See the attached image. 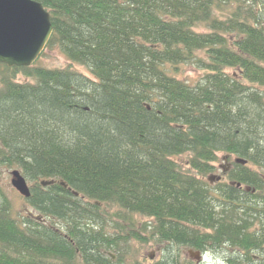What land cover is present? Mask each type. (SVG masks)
Masks as SVG:
<instances>
[{
	"label": "trees",
	"instance_id": "1",
	"mask_svg": "<svg viewBox=\"0 0 264 264\" xmlns=\"http://www.w3.org/2000/svg\"><path fill=\"white\" fill-rule=\"evenodd\" d=\"M32 1L70 66L0 64V167L36 212L14 219L0 191V264H113L102 249L130 242L264 264V0ZM189 64L194 86L175 77ZM218 153L246 164L211 185Z\"/></svg>",
	"mask_w": 264,
	"mask_h": 264
},
{
	"label": "rangeland",
	"instance_id": "2",
	"mask_svg": "<svg viewBox=\"0 0 264 264\" xmlns=\"http://www.w3.org/2000/svg\"><path fill=\"white\" fill-rule=\"evenodd\" d=\"M253 5L255 10L264 11V7L262 6H255V3H250ZM246 7L249 6L248 4L245 5ZM228 7H232V3L225 6L223 11L230 15L231 10ZM224 14V15H226ZM198 32L205 31L204 28L196 29ZM33 66L37 68H46V69H64L66 67H69V62L66 60V58L60 54L57 50L54 51H44L40 54V56L37 58V60L34 62ZM72 68L78 72H81L85 74L88 77H91L89 72L84 67H80L77 65H71ZM228 74L233 73V71H228ZM204 76V72L197 69L196 66L189 64L180 67V69L177 70L176 78L178 80L184 81L187 84L194 86L196 85ZM16 81L18 83H26L30 82L33 83L31 79H26L23 76H18L16 78ZM235 157L228 156L224 153H218L217 154V162L214 164L215 171L213 174L205 176L203 179L206 181L209 177L213 176H222V168L228 169L230 168V165L234 163ZM185 159L180 158L176 159V162L179 166H182L184 164ZM13 170H18L14 167L7 168V167H0V191L2 196L7 199L11 206V216L16 219L20 220V217L23 215L26 216H35L36 212L26 203L25 199H23L10 185L11 180V172ZM19 171V170H18ZM20 172V171H19ZM21 173V172H20ZM22 175V174H21ZM27 182L28 187L30 188L33 184L30 183L27 179H25ZM228 183L227 180H224L221 182V184ZM217 184V183H215ZM116 211V210H112ZM121 215V214H120ZM135 223H138V228L140 227V224L146 222L147 220H144L142 217L134 216ZM124 225V224H123ZM108 230V229H106ZM108 233L115 232L112 229L106 231ZM128 249V257L131 256V260L137 264H156L159 260L162 258V254L165 253V250L167 249L168 255H172L176 257L178 260L181 261V263L188 262V263H194L191 261V259L195 260V253L191 252L189 253L187 249L183 248H177L176 246H169V245H158L154 244L153 242H149L147 244L142 243H136V242H130L129 246H127ZM208 259L210 264H225V258L229 256H233V252L230 248H226L225 250H218V252H208ZM191 258V259H190Z\"/></svg>",
	"mask_w": 264,
	"mask_h": 264
},
{
	"label": "water",
	"instance_id": "3",
	"mask_svg": "<svg viewBox=\"0 0 264 264\" xmlns=\"http://www.w3.org/2000/svg\"><path fill=\"white\" fill-rule=\"evenodd\" d=\"M52 32L49 14L41 4L32 0H0V64L8 68L31 67L44 50ZM235 161L246 164L245 160ZM10 175L11 187L22 198L28 199L31 191L25 178L17 170ZM212 178L209 177L208 181ZM198 256L195 253V257Z\"/></svg>",
	"mask_w": 264,
	"mask_h": 264
},
{
	"label": "flooded vegetation",
	"instance_id": "4",
	"mask_svg": "<svg viewBox=\"0 0 264 264\" xmlns=\"http://www.w3.org/2000/svg\"><path fill=\"white\" fill-rule=\"evenodd\" d=\"M233 157V156H232ZM235 163V162H234ZM234 163H232V165H230V168H228V169H224V168H222V176L220 175V176H213L212 175V179H211V181H208L211 185H216L215 183H221V182H223L224 180H226V176L234 169ZM166 245V244H165ZM127 251V250H126ZM231 251L232 252H234V250L233 249H231ZM188 252L189 253H191V252H193L192 250H188ZM194 253H198L199 254V256L198 257H194L195 258V260H193V259H191V261H193L194 262V264H201V253H199V252H194ZM102 254L104 255V256H106V257H108V258H110V260H111V262L113 263V264H120L118 261L119 260H124V261H126V264H137V263H135V262H133L130 258H131V256L130 257H118L117 256V254H115V253H112V252H110V251H105V250H103L102 249ZM112 256L114 257V259H112ZM73 260H74V264H84V260H85V257H82V256H78V255H76L74 258H73ZM225 260V262H226V259H224ZM123 264H125V263H123Z\"/></svg>",
	"mask_w": 264,
	"mask_h": 264
}]
</instances>
